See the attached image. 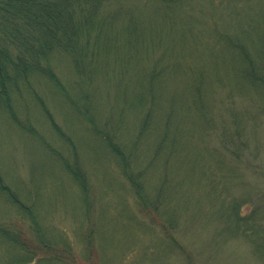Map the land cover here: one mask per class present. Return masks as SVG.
Listing matches in <instances>:
<instances>
[{
    "label": "rangeland",
    "instance_id": "374dc122",
    "mask_svg": "<svg viewBox=\"0 0 264 264\" xmlns=\"http://www.w3.org/2000/svg\"><path fill=\"white\" fill-rule=\"evenodd\" d=\"M119 5L125 8L116 9V22L103 29V40L99 42V75L91 103L95 121L108 131L116 121L121 142L132 141L141 118L140 107L132 104L139 95L146 98L141 77L161 54L177 57L170 59L176 71L183 70L194 77L202 74L208 90L204 99L207 115H194L193 121L190 116L189 125L180 119L175 150L189 151L191 159L182 160L180 169L173 172L172 187L183 182L191 194L190 202L178 201L177 212L171 217L176 220L174 226L164 227V217L140 207L109 153L100 149L98 140L84 126L77 106L53 89L41 87L56 126L72 137L75 148L71 151L69 143L62 141L33 103L23 107L19 124L28 128L31 124L41 138L0 115V174L20 203L28 206L23 212L0 197V229L19 230L29 236L33 219L53 239L68 241L79 264H264L248 238L223 233L224 220L218 214L220 200L215 197L227 189L224 198L228 202L234 196L243 199L242 215L254 211L264 230V113L259 114L257 102H250L251 94L243 92L244 86L236 88L229 54L215 55L212 64L201 62L204 56H210L207 38L212 30H225L226 20L238 27L255 23L264 0H187L169 9H163L155 0H121L115 6ZM170 21L179 24L172 25ZM197 50L206 53L197 55ZM184 53L186 58H182ZM181 58L194 64L185 67ZM56 73L66 84L72 78L64 63L58 65ZM217 75L225 76V80L214 84L212 79ZM169 76L170 72L165 71L164 78ZM123 87L128 88L129 101L125 103L120 101ZM178 108L175 105L170 119L172 129L176 127ZM152 109L156 113L168 112L159 101ZM235 117L241 123L239 136L234 134ZM64 159L80 163L85 170L90 185L87 203L65 172ZM145 162L141 161V167ZM205 162H210V170L203 167ZM189 166L188 171L193 172L186 179ZM203 172L207 175L201 178ZM158 174L149 171L144 178L148 196L157 190ZM207 186L217 190L210 193ZM87 207L91 210L88 214ZM91 223L95 227L88 246ZM3 245L0 238V264L5 257L14 256V251Z\"/></svg>",
    "mask_w": 264,
    "mask_h": 264
},
{
    "label": "trees",
    "instance_id": "16d2710c",
    "mask_svg": "<svg viewBox=\"0 0 264 264\" xmlns=\"http://www.w3.org/2000/svg\"><path fill=\"white\" fill-rule=\"evenodd\" d=\"M119 1L121 0H0V115H5L21 129H26L27 132L37 134L38 138H41L38 131L31 128V124L30 128L19 124L22 122L20 114L25 111L23 107L29 102L33 103L39 107L54 132L62 141L69 143L71 151H74L72 137L65 135L56 126L40 88L53 89L57 95L65 97L72 106H77V112L85 120L84 126H88L91 135L98 140L100 149L109 153V159L126 178L140 207L164 217L163 226L170 227L174 226L176 221L171 217L177 212L178 201L190 202L191 199V194L188 193L183 182L172 187L175 177L173 172L177 167L178 170L180 169L182 160L190 158L189 151H175L178 150L176 146L179 139L178 125L181 118H184L183 121L185 120L186 125H189L194 115L204 117L207 115L208 108L204 105L208 93L205 87L206 80L203 79L202 74L194 77L183 70L176 71L170 59L177 57L161 54L150 71H144L141 77L146 98L143 100L139 95L136 103L132 104L141 109L139 111L141 118L138 119L136 135H133L132 141L128 144L121 142L117 127L119 123L116 121L114 126H110V131L99 126L95 121V112L91 104L95 96L94 84L99 75L97 67L98 56L101 54L99 42L103 40V29L108 27V24L116 22L118 18L116 9L125 8L124 4L115 6ZM155 1L164 7L163 9H169L182 5L187 0ZM262 9L261 19L259 17L255 23H244L238 27L232 25L230 20H226V25L223 26L225 30H212V34L207 38L209 46L206 44L211 49L208 52L210 56L206 58L204 56L201 61L206 60L212 64L215 55L229 54L227 58L235 71L236 88L242 89L244 86L243 92L250 90L246 93L251 94L252 104L257 102L256 106L260 108L259 114L264 113V6ZM218 18L222 21L221 17ZM175 24L179 22L176 21ZM145 53L147 56L150 54L149 51ZM196 53L202 55L206 50L202 53L197 50ZM182 58H186L185 53L182 54ZM182 58L185 67L194 64L193 61H184ZM60 63L67 64L71 70L72 78L67 82L68 88L56 73ZM165 71L170 72L168 79L164 78ZM215 78L212 79L214 84L225 80V76L221 78L217 75ZM127 90V87H123L121 91V103L129 101L128 96L126 97ZM133 97L135 95H132ZM158 101L168 109V112L153 111L152 107ZM77 103L83 104L85 107L81 106L84 109H81ZM175 105H179V108L175 115L176 127L172 129L170 119L174 115ZM234 121L236 125L234 134L239 136L241 123L237 118ZM185 144L187 145L186 141ZM143 159L146 162L141 167ZM72 162L64 159V170L75 182L81 200L83 198L87 203L88 186H90L88 177L80 163ZM209 164L210 162H205L203 167L210 170ZM187 168L186 179L193 172L188 171L190 166ZM149 171L154 175L159 173L160 178L157 190L152 196L147 195L145 188L144 178ZM206 173L203 172L201 178H204ZM205 189L210 193L217 190L215 186H207ZM226 192L227 189H223L215 196L220 200L218 214L224 220L223 233L229 237L248 238L254 244L255 253L264 258V230L259 224V218L254 211L242 215L243 199L234 196L233 200L228 202L224 198V195H228ZM0 197L23 212L28 208L20 203L17 194L4 183L1 174ZM89 210L87 207V214ZM88 216L85 215L90 219ZM32 223L33 230L29 236L19 230L0 229L1 245L4 244L3 246L14 251V256L5 257L3 264L31 262L79 264L76 259L77 254L68 241L55 240L47 235L38 222L32 219ZM94 227L92 223L89 226L88 246L91 245V232ZM1 256L0 253V262L3 259Z\"/></svg>",
    "mask_w": 264,
    "mask_h": 264
}]
</instances>
